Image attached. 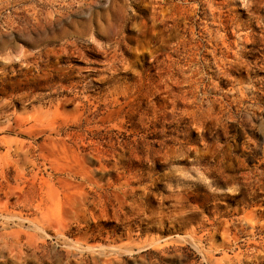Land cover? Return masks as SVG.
Instances as JSON below:
<instances>
[{
    "label": "rangeland",
    "instance_id": "obj_1",
    "mask_svg": "<svg viewBox=\"0 0 264 264\" xmlns=\"http://www.w3.org/2000/svg\"><path fill=\"white\" fill-rule=\"evenodd\" d=\"M0 264H264V0H0Z\"/></svg>",
    "mask_w": 264,
    "mask_h": 264
}]
</instances>
